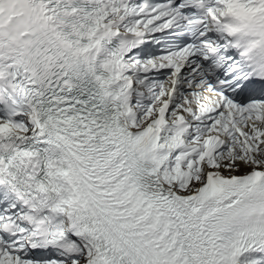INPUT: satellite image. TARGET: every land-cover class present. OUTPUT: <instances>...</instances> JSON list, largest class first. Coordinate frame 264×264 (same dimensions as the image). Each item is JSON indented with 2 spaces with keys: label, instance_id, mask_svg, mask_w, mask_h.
I'll return each mask as SVG.
<instances>
[{
  "label": "snow or ice",
  "instance_id": "snow-or-ice-1",
  "mask_svg": "<svg viewBox=\"0 0 264 264\" xmlns=\"http://www.w3.org/2000/svg\"><path fill=\"white\" fill-rule=\"evenodd\" d=\"M0 264H264V0H0Z\"/></svg>",
  "mask_w": 264,
  "mask_h": 264
}]
</instances>
